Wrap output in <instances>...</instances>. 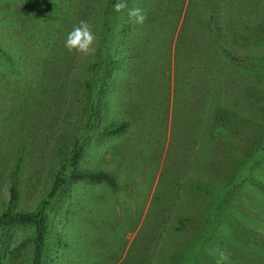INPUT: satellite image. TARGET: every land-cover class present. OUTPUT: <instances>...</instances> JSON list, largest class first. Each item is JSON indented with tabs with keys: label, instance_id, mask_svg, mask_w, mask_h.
<instances>
[{
	"label": "rangeland",
	"instance_id": "1",
	"mask_svg": "<svg viewBox=\"0 0 264 264\" xmlns=\"http://www.w3.org/2000/svg\"><path fill=\"white\" fill-rule=\"evenodd\" d=\"M31 1L0 0V48L15 45V23L21 19V24H27L29 19H24L22 14L29 15L33 8L31 5H38ZM171 1L166 11L173 15L169 25L173 43L170 45L167 64H161L152 78L154 87L143 88L140 100L136 101L134 96L125 99V104L117 100L118 106L109 102L108 96L103 94L102 103L94 114L95 129H83L87 106L80 82L85 74L89 75L87 62L82 63L81 59L90 60L93 53L85 55L76 49L70 51L65 46L67 37L60 40V47L66 48L61 72H66L67 76L60 80L57 78L55 88L46 83V87L41 90L40 83H33L34 89L29 91L30 94L18 88L13 91V103L8 104L6 88L0 85V213L7 208L14 211L33 210L50 189L54 175L74 142L80 139L82 151L77 166L80 169L112 170L116 167L119 185L113 195L118 198L109 204L120 202L131 211L130 217L120 224L118 222L117 226L115 221L108 223L110 229H114L109 233L114 234V242L109 244V239L112 240L109 237L101 249L111 258L107 264L120 262L131 245L134 248L138 241L142 246L146 242L150 248L146 255L148 264L163 262V247L169 243L168 233L175 225L174 215L179 217L178 214H183L182 210L187 209L188 233L184 230L180 240L184 250L183 261L171 260L170 264H198L200 258L204 262L202 264H218V261L220 264H264V191L258 184L264 183L261 136L264 131V0H178L176 4V0ZM36 2L39 3V0ZM95 4L89 5L78 15L75 14L74 6L69 5V14L61 20L65 24H59V29L68 35L84 20L95 34L92 10ZM74 15L76 26L69 25ZM210 16L217 24L200 23L206 22ZM189 19L209 34H244L241 39H232L227 48L235 55L244 57L243 54H247L249 57H244L245 66L231 62L223 54L224 42L220 37L216 52L212 49L207 51L198 45L202 54L197 66L198 74L203 81L210 76L213 86L207 94H196L188 102L191 93L185 92L182 86L180 93H176L173 88V67L174 56L178 53L174 41L178 31L186 30L191 23ZM193 27L192 24L190 28ZM95 37L94 47L100 39L97 34ZM157 37L160 42L162 36ZM114 45L117 47V42ZM158 47L155 46V49ZM135 52L124 48V62L128 53L129 61H136L138 52ZM139 57L145 63L144 57ZM251 59L259 61L251 63ZM206 65L209 67L207 72ZM60 105H70L69 114H59L56 109ZM141 106H145V109L151 107L154 115L150 124L138 119L134 121L136 130L131 140L114 141L113 137H104L98 131L112 118L119 114L126 118V113L132 115L136 112L135 107ZM5 109L7 112L3 111ZM145 129L147 140L141 143L140 131ZM117 136L122 138L121 134ZM118 142H123L127 151H124L123 146L120 151L117 150ZM254 151L261 154L257 163H251L248 159L249 152ZM133 155H137L134 169L138 172L133 170L136 177L140 181L146 178L147 181L138 190L130 191L125 187L123 177H126L124 171L129 173L127 166H132L126 160L133 158ZM242 157L244 166L238 163ZM253 166L256 167L252 169ZM251 171L259 178L253 183L250 182L253 176ZM230 175H234V180L230 181L231 185L227 189L229 202L221 207L216 204L210 208L205 204L211 199L209 187L220 188ZM237 176L243 178L242 184L237 182ZM87 186L79 188L69 181L67 191L61 192L46 208L49 224L47 264H58L60 258L64 260L63 263L72 264L76 255H86L85 245L89 239L77 242L82 251L79 254L77 245L72 248L67 242L74 230L72 225L86 230L88 227L84 226L90 223L73 219L71 211L73 197L80 195ZM89 186L93 194L99 191L98 186ZM14 187L15 196L12 192ZM160 189L165 190L162 196L158 194ZM182 193L185 194L184 198L179 199L178 195ZM158 202L164 203L160 211L168 204L176 206L167 207L171 215H168L169 219L165 223L166 230L157 235L150 219L147 218L144 225L142 223ZM120 207L122 205H114V210L117 212L116 209ZM161 212L166 214L164 210ZM157 216L160 217V214ZM103 217L102 213L96 221L103 225ZM237 226L251 234L244 235ZM150 229L154 232L151 234L153 237L150 236L152 240L146 238L131 242L138 232L150 235ZM212 233L216 234L213 243L210 242ZM31 234L32 227L29 224L3 226L0 229V264H29ZM242 245L247 247L246 251ZM221 254L226 259L221 260Z\"/></svg>",
	"mask_w": 264,
	"mask_h": 264
},
{
	"label": "trees",
	"instance_id": "2",
	"mask_svg": "<svg viewBox=\"0 0 264 264\" xmlns=\"http://www.w3.org/2000/svg\"><path fill=\"white\" fill-rule=\"evenodd\" d=\"M177 1L178 0L175 1V4ZM34 2L38 5L36 7H34V4L31 5L33 8L30 9L29 15L22 14L24 19H29L28 23L21 24V19L19 23H15L17 30L15 45L12 47L4 46L3 49L0 48V85L3 84L6 88V102H8V104L13 103V91H17L18 88L23 91H28V93L29 91L31 92L35 83H40L39 88L41 90L46 87V83H49L55 88L57 78L58 80H60V78H65L63 76L67 73L61 72V61L65 58L66 48L62 49L60 47V40L62 41L66 38L67 34L64 30L59 29V24H65V22L61 20L66 18L69 14V5L74 6L75 14L78 15L82 14L89 5L96 3L93 5L92 9L95 20L93 31L95 30V34L99 35L100 39L95 44V52L90 60L88 59L86 61L84 58L81 59L82 63L87 62L86 66L89 74H85V76L80 79L82 83V94L86 96L85 105L87 106L85 107L87 116L83 124V129L85 131L90 128L95 129L94 114L98 110L100 103H102L103 94L108 96L109 102H114L118 106L117 100H120L119 103L125 104V102H127L125 99L134 96L137 101L143 93V88L147 87L151 89L154 87L152 78L156 71L159 70L158 68L161 64L162 66L167 64L168 52L170 50V45L173 43L172 32L169 30V25L172 23L170 20L173 15L166 11V8L170 5V2H172L171 0H125L126 8L119 11L116 10L115 4L120 2V0H75L74 2L68 0H39V3L36 2V0L31 1V3ZM133 8H140L145 13L146 19L142 24L135 23V18L129 16L128 12ZM74 17L75 15L71 17L69 25H77V21H75ZM192 19L191 17V20ZM191 20L189 19L188 21L191 22ZM57 21H59V23H57ZM206 22L200 21V23L211 25L210 22L216 23V20L210 16L206 19ZM192 24L194 27L190 28ZM17 26H19V28ZM243 35L244 34H209L198 28L196 22L189 23L186 30L181 32L178 31L177 38L174 41L175 46L178 48V53L174 56L173 67V88L175 92L180 93L183 88L185 92L188 91L191 93L188 98L189 100H187L189 102L191 97H195L196 94L201 96L202 93L205 92L207 94L208 91H211L213 86L211 83L213 80L210 79V76L206 81H203L198 74L199 70L197 66L200 64L202 58L198 45H201L202 48L204 47L207 51L212 49L216 52V48L220 45L218 42L219 37L221 41L224 42L222 49L225 57L235 64L245 66L244 57L246 58L249 56H247V54H243L244 57L235 55L227 48V44L232 43V39H241L244 37ZM157 36H162L160 42ZM114 42H117V47H115ZM155 46L159 47L155 49ZM124 48L132 52H138V55H135L136 61H129L128 53L124 62V59H122ZM23 49L25 51L24 54H22ZM191 52L192 54H190ZM139 56L144 57L145 63L141 62L142 58ZM193 57L196 59H193ZM252 61H256V59H251V63H253ZM258 61L259 60L256 62ZM208 68L209 67L206 65V72ZM210 74L212 75V71ZM31 76L37 79L33 80ZM19 93L18 91V94ZM69 109L70 105H60L56 111L59 114L67 115L69 114ZM135 109L136 112L132 113V115L128 113L132 118L127 113V119L121 114H117L118 116L116 117H114L113 114L114 118L100 126L98 131L101 132L104 137H113L114 141L119 139L122 141H124V139L131 140L130 137L135 134L136 130L134 121L138 119L139 121L141 120L150 124L154 115V111H152L151 107L145 109V106L144 108L141 106L135 107ZM3 111L7 112L6 109ZM145 132L146 129L140 131L141 143L147 140ZM119 134H121L122 138L117 136ZM261 136L263 138L262 154L264 157V131ZM80 141V139H77L74 142L69 154L65 157L54 175L50 189L33 210L14 211L11 208H7L0 213V229L8 224L18 223L31 225L32 234L29 264H47L49 224L46 208L51 205L52 201H54L61 192L67 191L66 189L69 186V181H71V183L73 182L74 186L76 185L79 188L88 185L87 188L82 190L83 192H80V195L73 197L71 211L73 212V219L78 218L81 222H90L88 226H84V228L88 227L86 230L76 224L71 226L74 230L70 234V241L67 242L69 247H76L77 242L80 240H90L85 245L86 249L84 252L86 255L84 257L76 255V260H74L72 264H107L111 258L106 256V253L101 249L104 244L108 242L109 237L112 238V240L109 239V244L114 242V234H109L114 231V229H110L111 226L109 224L115 221L117 226L118 222L120 224V222L128 219L131 215V211L120 202L118 204H109L116 201L118 198L116 195H113V192L117 191L116 188L119 185L115 175L116 167L112 170L111 168L80 169L77 166L82 151ZM122 143L123 142H118L117 150L120 151L123 146L124 151H127L125 150V144ZM126 149H128V147ZM260 155L261 154L258 153L256 154V151L249 152L248 159L251 163H257L261 159ZM129 156L131 155H128V157ZM243 157L238 162L239 165L241 164L242 166L245 165V162L242 161ZM136 159L137 155H133V158L130 157L129 160H126L128 165L132 166H127L129 173L124 171L126 177H123V180L125 181V187L130 189V191L138 190V187H141L142 183L147 181L146 178L140 181L136 177L134 173V171L138 172L136 168L134 169ZM117 161L120 163V160L117 159ZM255 167L253 166L252 169ZM169 169L171 170L172 168ZM231 176L232 175L227 177L226 184L222 185L220 188L209 187L208 190L211 193V199L207 200L205 204H208L210 208L216 204H218V207H221L229 202L227 198V189L231 185L230 181L232 179L234 180V175ZM253 180H259V178L253 175L250 182L253 183ZM243 181V178L237 176V182L239 184H242ZM232 183L234 184L235 181H232ZM258 184L264 191V183L259 182ZM89 185H91V187L92 185L98 186L99 191H95L93 194L92 188H89ZM184 189L186 191V188ZM163 190L164 189H160L158 191L160 196L165 193V190ZM12 192L15 196V187L12 188ZM131 195L133 196V194ZM184 195V193L179 194V199L181 197L184 198ZM162 204L164 205L163 202ZM162 204L158 202L156 207L153 208L151 212L149 211L147 213L142 223V225H144L146 219H150L151 222L154 223L152 227H154L157 235L166 230L165 223L171 215V213L166 210L167 207L176 206H172L171 204L165 205L161 211L164 210L166 214L168 212L166 215L160 211ZM114 205H122V207L116 209V212L114 210ZM178 208L179 202L177 210ZM182 211L183 214L179 213V217L174 215L175 225L168 233L170 235L169 243L164 244L165 247H163V262H157V264H170L171 260L183 261L184 250L180 240L182 236H184V230L188 233V209ZM102 213L104 216L103 219H105L103 225L96 221L97 218L102 216ZM158 214H160V217L157 216ZM175 227H177V230ZM240 231L246 236L251 234L244 229ZM149 232L150 235H148V233L139 234L138 232V236H133L131 242L133 243V240L139 239L145 240L146 238H148L149 241L152 240L150 236L154 232H151V229ZM85 234H87V236H83ZM239 234L240 232H238V235ZM212 236L213 237L210 239L211 243L215 242L214 238L216 234L212 233ZM151 237H153V235ZM102 239L103 241H101ZM155 240L158 242L159 237ZM132 245L127 250L124 258L120 262L117 261L116 264H148L149 258H147L146 255L147 250H150V248L146 245V242H144L142 246L141 242L138 241V245H134V248H132ZM241 247L243 248L244 245ZM246 249L247 247L243 248L244 251H246ZM81 252V247L78 243L77 253L79 254ZM63 261L64 260L60 258L58 264H65ZM197 263L202 264L204 262L200 258Z\"/></svg>",
	"mask_w": 264,
	"mask_h": 264
},
{
	"label": "clouds",
	"instance_id": "3",
	"mask_svg": "<svg viewBox=\"0 0 264 264\" xmlns=\"http://www.w3.org/2000/svg\"><path fill=\"white\" fill-rule=\"evenodd\" d=\"M117 11L126 8L125 0H120V2L115 4ZM130 17L135 18V23L142 24L146 19L145 13L140 8L130 9L128 12ZM96 37L91 30V26L88 22L81 20L79 25L74 27L71 32L68 33L65 40V46L71 51L76 49L85 55L92 54L95 52L94 41ZM226 259V257L221 254V260ZM218 264L220 262L218 261Z\"/></svg>",
	"mask_w": 264,
	"mask_h": 264
}]
</instances>
